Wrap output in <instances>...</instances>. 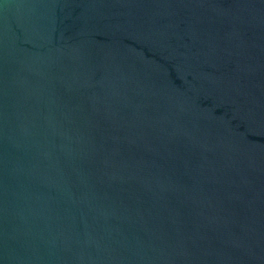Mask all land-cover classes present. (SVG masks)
<instances>
[{"label":"water","instance_id":"95a60500","mask_svg":"<svg viewBox=\"0 0 264 264\" xmlns=\"http://www.w3.org/2000/svg\"><path fill=\"white\" fill-rule=\"evenodd\" d=\"M0 264H264V0H0Z\"/></svg>","mask_w":264,"mask_h":264}]
</instances>
